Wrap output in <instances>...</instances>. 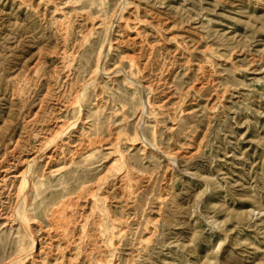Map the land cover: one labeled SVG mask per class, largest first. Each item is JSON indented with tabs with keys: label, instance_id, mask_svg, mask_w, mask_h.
I'll return each instance as SVG.
<instances>
[{
	"label": "rangeland",
	"instance_id": "rangeland-1",
	"mask_svg": "<svg viewBox=\"0 0 264 264\" xmlns=\"http://www.w3.org/2000/svg\"><path fill=\"white\" fill-rule=\"evenodd\" d=\"M0 264H264V0H0Z\"/></svg>",
	"mask_w": 264,
	"mask_h": 264
},
{
	"label": "bare ground",
	"instance_id": "bare-ground-1",
	"mask_svg": "<svg viewBox=\"0 0 264 264\" xmlns=\"http://www.w3.org/2000/svg\"><path fill=\"white\" fill-rule=\"evenodd\" d=\"M100 69V63H99V65H98V70ZM98 70H97V72H98ZM21 199V198H20Z\"/></svg>",
	"mask_w": 264,
	"mask_h": 264
}]
</instances>
